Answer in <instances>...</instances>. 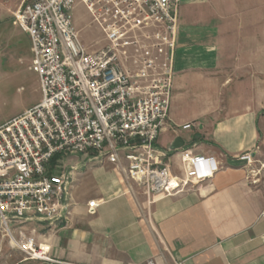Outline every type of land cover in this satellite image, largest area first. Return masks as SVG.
<instances>
[{
	"label": "crops",
	"instance_id": "crops-1",
	"mask_svg": "<svg viewBox=\"0 0 264 264\" xmlns=\"http://www.w3.org/2000/svg\"><path fill=\"white\" fill-rule=\"evenodd\" d=\"M173 70L155 145L173 176H184L183 150L213 157L219 170L177 194L148 197L105 158L75 155L85 158L64 197L66 219L15 225L16 238H31L54 264H264V0H183ZM175 138L184 146L170 150ZM249 151L253 173L238 160ZM92 200L99 206L89 214ZM0 264L50 263L27 259L0 234Z\"/></svg>",
	"mask_w": 264,
	"mask_h": 264
},
{
	"label": "built area",
	"instance_id": "built-area-1",
	"mask_svg": "<svg viewBox=\"0 0 264 264\" xmlns=\"http://www.w3.org/2000/svg\"><path fill=\"white\" fill-rule=\"evenodd\" d=\"M76 2L103 31L106 45L95 53L86 52L71 24ZM180 3L21 0L12 13L29 39L42 97L0 125V234L27 259L55 263L31 238L20 231L16 238L13 231L32 219H66L64 197L74 170L57 163L68 156L105 158L148 197L177 194L219 170L213 157L183 150L184 176H173L163 161L167 152L155 145L168 119ZM238 160L253 173V152ZM98 206L89 201L87 212Z\"/></svg>",
	"mask_w": 264,
	"mask_h": 264
},
{
	"label": "rangeland",
	"instance_id": "rangeland-1",
	"mask_svg": "<svg viewBox=\"0 0 264 264\" xmlns=\"http://www.w3.org/2000/svg\"><path fill=\"white\" fill-rule=\"evenodd\" d=\"M16 2L17 0H0V125L38 104L42 97L38 78L31 69L27 37L19 26L12 25V13L18 7H15ZM182 2L183 0L179 9ZM69 17L78 40L87 53H95L106 45L101 27L82 3L74 4ZM248 57L241 55L240 62H247ZM220 78H224L222 72L218 79ZM243 78L242 75L241 79ZM84 158L68 156L63 159L62 169L75 171L76 165ZM254 169L257 171L259 167Z\"/></svg>",
	"mask_w": 264,
	"mask_h": 264
},
{
	"label": "water",
	"instance_id": "water-1",
	"mask_svg": "<svg viewBox=\"0 0 264 264\" xmlns=\"http://www.w3.org/2000/svg\"><path fill=\"white\" fill-rule=\"evenodd\" d=\"M184 146V142L180 138H175L170 146V150H178Z\"/></svg>",
	"mask_w": 264,
	"mask_h": 264
},
{
	"label": "trees",
	"instance_id": "trees-1",
	"mask_svg": "<svg viewBox=\"0 0 264 264\" xmlns=\"http://www.w3.org/2000/svg\"><path fill=\"white\" fill-rule=\"evenodd\" d=\"M55 162V160H53L52 164Z\"/></svg>",
	"mask_w": 264,
	"mask_h": 264
}]
</instances>
